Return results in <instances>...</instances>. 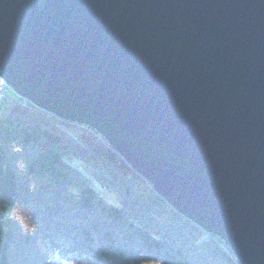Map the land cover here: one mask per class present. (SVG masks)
I'll use <instances>...</instances> for the list:
<instances>
[{
  "label": "water",
  "instance_id": "1",
  "mask_svg": "<svg viewBox=\"0 0 264 264\" xmlns=\"http://www.w3.org/2000/svg\"><path fill=\"white\" fill-rule=\"evenodd\" d=\"M0 75L264 264V0H0Z\"/></svg>",
  "mask_w": 264,
  "mask_h": 264
},
{
  "label": "trees",
  "instance_id": "2",
  "mask_svg": "<svg viewBox=\"0 0 264 264\" xmlns=\"http://www.w3.org/2000/svg\"><path fill=\"white\" fill-rule=\"evenodd\" d=\"M12 98L0 111V264H241L113 147L66 133L85 124Z\"/></svg>",
  "mask_w": 264,
  "mask_h": 264
},
{
  "label": "rangeland",
  "instance_id": "3",
  "mask_svg": "<svg viewBox=\"0 0 264 264\" xmlns=\"http://www.w3.org/2000/svg\"><path fill=\"white\" fill-rule=\"evenodd\" d=\"M1 77L2 76L0 75V78ZM7 84L11 88H8V92H6V94H5V91H4L5 87L2 84H0V92L2 93V91H3L4 92V95H5L3 98H0V105H1V110L0 111H3V113L7 112L8 109H9V106H11L13 104V100H10L9 97L12 98L13 97V94L16 92V91H14L13 87L8 82H7ZM80 124H85V123H80ZM55 126L58 129H61V130L64 129L65 130V126L61 123L60 120H58L56 122ZM66 127H69L70 128V129L69 128L68 129L66 128V133L69 134V135H71L76 140H79L80 139V135L82 133H85V134H89V135L95 136L99 141L103 142L105 145H110L111 146V144L109 143V141L106 139V137L100 131H98L97 129L91 127L88 124H85L84 127L83 126L79 127V126H77L75 124H74V126L73 125H67ZM71 163L74 164V165H76L78 168H82V164L78 161L77 158L71 159ZM98 189H100V191H103L102 187H100V186H98ZM211 234L212 233L207 232L204 229L203 232H202V239H209V238H211ZM222 245H224V244L222 243ZM151 264H158V263H151Z\"/></svg>",
  "mask_w": 264,
  "mask_h": 264
},
{
  "label": "built area",
  "instance_id": "4",
  "mask_svg": "<svg viewBox=\"0 0 264 264\" xmlns=\"http://www.w3.org/2000/svg\"><path fill=\"white\" fill-rule=\"evenodd\" d=\"M0 84H2L4 87H5V89H4V91H5V94H6V92H8V88H11L8 84H7V82H6V80L4 79V78H0ZM5 95H4V92L2 91V93L0 92V98H3ZM15 97H20L21 98V101L23 102V103H27V101H29V100H27L26 98H24V97H21L20 95H18L16 92L13 94V99H16Z\"/></svg>",
  "mask_w": 264,
  "mask_h": 264
},
{
  "label": "bare ground",
  "instance_id": "5",
  "mask_svg": "<svg viewBox=\"0 0 264 264\" xmlns=\"http://www.w3.org/2000/svg\"><path fill=\"white\" fill-rule=\"evenodd\" d=\"M208 232V231H207Z\"/></svg>",
  "mask_w": 264,
  "mask_h": 264
}]
</instances>
